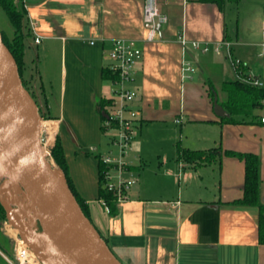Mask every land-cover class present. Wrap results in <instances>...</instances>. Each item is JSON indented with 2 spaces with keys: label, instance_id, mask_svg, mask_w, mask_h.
Instances as JSON below:
<instances>
[{
  "label": "crops",
  "instance_id": "1",
  "mask_svg": "<svg viewBox=\"0 0 264 264\" xmlns=\"http://www.w3.org/2000/svg\"><path fill=\"white\" fill-rule=\"evenodd\" d=\"M21 1L29 31L23 79L42 100L48 126L59 135L72 185L111 251L124 264H264L258 208L233 203L243 195L244 164L223 154L259 157L264 206V125L221 123L214 98L226 111L221 85L237 76L224 50L217 54L213 49L228 43L232 58L248 68L250 77L264 80V65L255 72L239 57V31H229L225 7L156 0L167 20L157 26L155 40L147 42L144 0ZM5 19L2 30L11 37L13 29ZM117 39L134 40L142 51L132 81L125 83L136 92L130 107L137 118L122 155L113 145L116 131L108 135L101 130L105 111L118 104L115 86L102 76ZM193 41L209 50L193 49ZM54 100L59 101L58 114L51 112ZM107 100L112 104L101 108ZM178 147L220 148L222 155L211 164L194 166L179 160ZM97 157L123 164V170L112 174L131 181L115 216L97 199Z\"/></svg>",
  "mask_w": 264,
  "mask_h": 264
},
{
  "label": "water",
  "instance_id": "2",
  "mask_svg": "<svg viewBox=\"0 0 264 264\" xmlns=\"http://www.w3.org/2000/svg\"><path fill=\"white\" fill-rule=\"evenodd\" d=\"M214 111L219 117L229 116L216 98ZM41 121L39 108L24 88L0 32V135L10 147L27 203L38 213L31 211L30 219L21 220L0 197L8 224L40 264H124L85 216L62 173L44 155ZM35 222L41 227L39 234L31 232ZM54 243L63 245L67 253H61Z\"/></svg>",
  "mask_w": 264,
  "mask_h": 264
},
{
  "label": "trees",
  "instance_id": "3",
  "mask_svg": "<svg viewBox=\"0 0 264 264\" xmlns=\"http://www.w3.org/2000/svg\"><path fill=\"white\" fill-rule=\"evenodd\" d=\"M199 3L214 4L220 10H223L227 3L237 4L239 0H196ZM262 13L264 16V0H262ZM0 11H2L7 18L9 25L13 29L11 37H8L4 32L1 33L3 43L14 58L23 86V54L24 42L29 36V31L26 24V9L21 0H0ZM237 79L230 82H224L221 85V90L225 94V99L221 105L228 113V117L220 118L221 123L227 124H260V117L257 112L262 109V100L264 99V87H257L252 85L249 80L250 76L247 74L248 68L241 62L233 68ZM102 76L106 80L115 82L119 80L118 73L110 69H103ZM257 78V77H253ZM25 87V86H24ZM26 89V88H25ZM209 96L213 98V89L209 86ZM32 97V96H31ZM34 97V96H33ZM37 103V102H36ZM111 101H103L102 107L111 105ZM108 115V111H105ZM46 120L48 117L44 115ZM102 132L116 128V123L109 121L108 118L102 117ZM108 122V125H106ZM54 139V135L52 137ZM179 160L193 164L194 166L211 164L218 157L222 155L220 148H212L209 150H186L178 147ZM223 154L229 157H235L241 160L244 164V182L242 198L233 203L240 206H254L258 208V243L264 245V206L260 203L259 187L260 176L259 167L260 160L257 155L251 153H238L233 151H224ZM50 156L64 176L69 189L74 195L76 201L81 207L85 216L90 220L88 207L84 201L76 193L70 177L68 175L67 164L64 158L62 144L59 135H55L54 143L50 149ZM98 163V180L99 190L97 199L107 209L110 216L117 214V198L113 191H110L105 186V173L110 170L111 165H106L102 162L100 157H97ZM124 168V167H123ZM5 212L0 205V215ZM91 221V220H90ZM104 239V238H103ZM105 240V239H104ZM106 242V240H105ZM107 243V242H106Z\"/></svg>",
  "mask_w": 264,
  "mask_h": 264
},
{
  "label": "built area",
  "instance_id": "4",
  "mask_svg": "<svg viewBox=\"0 0 264 264\" xmlns=\"http://www.w3.org/2000/svg\"><path fill=\"white\" fill-rule=\"evenodd\" d=\"M142 19L147 27V34L145 40L151 42L155 40L157 33V26L166 22V17L161 15L156 7V0H144ZM35 43L39 42V38L34 39ZM182 46H185L187 42L184 38L180 39ZM190 46L195 50L207 52L209 47L207 44L201 45L199 42H191ZM264 47V41L262 43ZM221 49L224 50V54L230 61L232 68L239 64V61L235 60L231 56L228 43L224 42L214 47V52L219 54ZM108 57L111 61L109 69L115 73H118L119 80L112 82L115 86V93L118 98V104L113 105L108 110L107 118L109 121L116 123V136L113 140V145L117 147L120 155L126 152L130 139L132 137L134 123L137 118V112L130 107V103L136 97L134 90L125 87V83L132 81V76L136 65L142 59V51L134 40L117 39L113 41L111 49L108 53ZM185 71H190L189 68H184ZM249 82L257 87H264V80L259 78L250 77ZM262 109L259 114L260 123L264 125V99L262 100ZM108 125V122H106ZM102 162L106 165H111L110 170L105 173V186L108 190L113 191L117 198V204L126 199V190L131 185V181L122 180L117 177V173L123 170L124 165L116 162H112L110 158H101ZM117 172L112 174V172ZM14 256L12 259L5 258L8 264H30V255L33 254L30 248L24 243L20 245L18 239L15 240L13 247ZM36 259V258H35Z\"/></svg>",
  "mask_w": 264,
  "mask_h": 264
},
{
  "label": "rangeland",
  "instance_id": "5",
  "mask_svg": "<svg viewBox=\"0 0 264 264\" xmlns=\"http://www.w3.org/2000/svg\"><path fill=\"white\" fill-rule=\"evenodd\" d=\"M262 0H239L238 4L229 3L225 6V16L227 25L229 27V31H239V57H245L248 60V65L253 71L259 70L264 65V52L262 57L258 56L259 52H262V47L260 44L264 41V23L263 14H262ZM5 16L2 11H0V32L3 33V25L5 24ZM248 44H252V46H248ZM259 45V47L255 46ZM222 55V54H221ZM24 88L30 93L35 102H37V106L39 108V113L41 116V125L42 127L47 124L44 122H48L44 118V113L42 110V100L38 99L35 91L30 87V85L23 79ZM34 96V97H33ZM51 112L53 114H58L59 112V101L54 100V104L52 106ZM51 138H49V145H44L46 137L42 133L44 138L43 141V153L47 157V159L51 162L53 167L58 173H61L60 170L54 164L51 156L50 149L53 140V129ZM114 130H108L109 134H114ZM55 138V135H54ZM5 147V142L0 135V152H2L3 159L5 161L3 168L0 167V197L5 200V196L3 193V189L7 188L9 191L15 189L16 197L19 201L18 204H9L15 209H19L21 205L27 204V200L25 198L24 191L21 189L20 180L17 174V171L14 166V162L5 151L1 150V148ZM7 162V163H6ZM6 167V168H5ZM15 185V186H14ZM11 187V188H10ZM19 191V192H18ZM27 214H30V211L27 210ZM92 224L93 221H91ZM95 227V226H94ZM96 228V227H95ZM32 230L34 233H41V227L38 222L33 223ZM100 230V229H97ZM101 232V231H99ZM101 235V234H100ZM21 240L18 237V231L8 224V219L6 214L0 215V264H8L7 260L4 257L12 259L14 256L13 247L15 240ZM23 241V240H22ZM19 243V241H18ZM20 244V243H19ZM34 254L31 256V264H40Z\"/></svg>",
  "mask_w": 264,
  "mask_h": 264
},
{
  "label": "bare ground",
  "instance_id": "6",
  "mask_svg": "<svg viewBox=\"0 0 264 264\" xmlns=\"http://www.w3.org/2000/svg\"><path fill=\"white\" fill-rule=\"evenodd\" d=\"M45 123H47V124H45ZM44 124L45 125L42 127L41 122H40L41 133H43L44 136L46 137V140H45L44 145H49V141H50L49 138H51L52 130L48 126V122H44ZM1 150L2 151L4 150L5 153L8 155V157L11 158L10 157V147H9V145L7 143H5V147L4 148H1ZM4 163H5V161L3 159L2 152H0V167L1 168H3V166H5ZM14 166H15V164H14ZM15 169H16L17 174H18V170H17V167L16 166H15ZM18 177H19V174H18ZM7 188H4L2 190L3 193H4V196H5V202L6 203H9V204H14V205L18 204L19 201H18V199L16 197L17 195H16L15 189L9 191V189H7ZM27 210H29L30 212L33 211L35 213V215L38 214L37 211L33 210L32 207L30 205H27V204H23V205L20 206L19 209H15V211L18 214V218L21 219V220H24V221H27L31 217L30 214H27ZM31 232H33L32 229H31ZM18 241H19L20 245H24V242L22 240H18ZM52 246H54L55 248H57L61 253H64V254L67 253V251L65 250V248L63 247V245H61L60 243H54V244H52ZM31 256H32V254L30 255V258H31ZM30 264H31V261H30Z\"/></svg>",
  "mask_w": 264,
  "mask_h": 264
}]
</instances>
